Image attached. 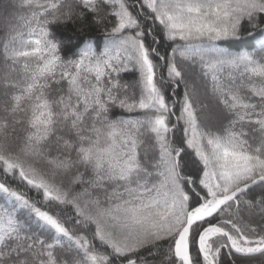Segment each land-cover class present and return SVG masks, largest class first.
<instances>
[{"label": "snow or ice", "instance_id": "obj_1", "mask_svg": "<svg viewBox=\"0 0 264 264\" xmlns=\"http://www.w3.org/2000/svg\"><path fill=\"white\" fill-rule=\"evenodd\" d=\"M0 264H264V0H0Z\"/></svg>", "mask_w": 264, "mask_h": 264}]
</instances>
